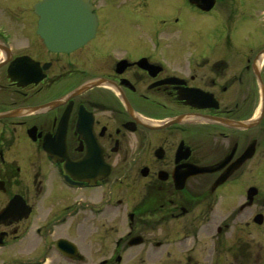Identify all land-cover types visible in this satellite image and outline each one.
<instances>
[{
	"label": "flooded vegetation",
	"instance_id": "af4514ba",
	"mask_svg": "<svg viewBox=\"0 0 264 264\" xmlns=\"http://www.w3.org/2000/svg\"><path fill=\"white\" fill-rule=\"evenodd\" d=\"M40 1L0 0L2 263L264 264V0H88L68 51Z\"/></svg>",
	"mask_w": 264,
	"mask_h": 264
},
{
	"label": "water",
	"instance_id": "95a60500",
	"mask_svg": "<svg viewBox=\"0 0 264 264\" xmlns=\"http://www.w3.org/2000/svg\"><path fill=\"white\" fill-rule=\"evenodd\" d=\"M42 15L40 31L52 49L71 50L93 36L96 15L83 0H43L37 5Z\"/></svg>",
	"mask_w": 264,
	"mask_h": 264
},
{
	"label": "rangeland",
	"instance_id": "374dc122",
	"mask_svg": "<svg viewBox=\"0 0 264 264\" xmlns=\"http://www.w3.org/2000/svg\"><path fill=\"white\" fill-rule=\"evenodd\" d=\"M207 33H210V32L207 31ZM191 36L192 35H190L189 37L186 38L189 40H186L184 45L189 46ZM196 42L199 43L197 40H196ZM130 183H131L130 181L126 183L127 187H126L125 191L129 190ZM129 192H130V190L128 191V193L125 196H128L130 201H136L137 200L136 202H138V197H137V196H139L138 192L131 191V192L136 193V194H130ZM127 210H126L125 206L121 207L119 210H112L111 222H112V224H114L115 228L120 230L118 233L116 231H112V236H111L112 238H116L120 233L125 232L126 227L124 226V224L127 223V219H128V215H126ZM198 214H199V212H198ZM200 216H201V214L199 216H197V220L200 218ZM220 216L221 215H219V218H220ZM243 225H244V222H241L240 225H237L234 228V232H233L234 236H231L232 238L233 237L236 238L237 235L243 234V235H245V238H250V239H253L255 241L263 242V240H264V226L262 228H258V229H254L253 227H249V229H244ZM64 229H66V228H64ZM63 233H65V232H63ZM231 237L227 236V237H223V238H231ZM192 239L194 240V238H192ZM238 240L239 241L236 245H240L242 243V241H245L244 239H242V240L238 239ZM203 249H204V245L203 244L199 245V240H198V243H196V248H195L194 253H193L194 254L193 257L200 259L201 255H202L201 250H203ZM207 249L211 253L212 256H215L216 248L214 246L213 241H209V245H208ZM97 250H98V247H97ZM181 253L183 255H186L187 254L186 249H184V251H183V249H181ZM9 254H16V256H21V255L26 256L29 254V251H24V249L21 246L13 249L11 251H8V250L1 251L0 250V264H3L2 263L3 258L8 257ZM257 254L262 255L263 252L262 253L257 252ZM216 255H218V254H216ZM218 256H216V263H218V260H217ZM224 256H226L225 253H224ZM102 257H103V254H99V253H97V251H95V255H92V254L90 255L87 252V257L85 256V258H86L85 261L80 262L79 264H96L97 261ZM219 258H220V256H219ZM143 262L144 263H141V260L139 259V260H134V261L131 260L130 262H128V263L126 262L125 264H154L151 262V259H149V258H146ZM223 263H226V262H223ZM193 264H195V263H193Z\"/></svg>",
	"mask_w": 264,
	"mask_h": 264
}]
</instances>
